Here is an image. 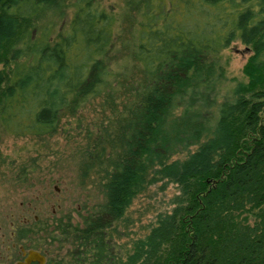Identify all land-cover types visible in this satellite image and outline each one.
Instances as JSON below:
<instances>
[{
    "label": "trees",
    "instance_id": "trees-1",
    "mask_svg": "<svg viewBox=\"0 0 264 264\" xmlns=\"http://www.w3.org/2000/svg\"><path fill=\"white\" fill-rule=\"evenodd\" d=\"M235 40L245 80L221 59ZM0 63L9 134L109 109L72 151L101 199L18 224L17 244L46 264H264V0H0ZM169 183L171 207L114 252L133 200Z\"/></svg>",
    "mask_w": 264,
    "mask_h": 264
},
{
    "label": "rangeland",
    "instance_id": "rangeland-1",
    "mask_svg": "<svg viewBox=\"0 0 264 264\" xmlns=\"http://www.w3.org/2000/svg\"><path fill=\"white\" fill-rule=\"evenodd\" d=\"M116 2L120 5L123 0ZM250 53L240 40L222 52L229 78L246 79L242 66ZM104 109L98 98L93 99L77 115L63 116L60 131L45 139L15 136L0 127V264H16L21 257L14 237L18 224L30 223L51 212L75 216L74 208L101 199L96 183L93 186L80 182V157L72 151L77 144L85 143L87 128L96 135V126L105 118ZM24 164L28 177L22 181ZM165 187L160 190L158 184L150 186L133 200L126 211L127 220L114 229L119 232L112 236L114 252L123 246L119 243L126 241L124 245H128L131 238L146 232L157 212L171 207L169 198L177 188L173 183Z\"/></svg>",
    "mask_w": 264,
    "mask_h": 264
},
{
    "label": "water",
    "instance_id": "water-1",
    "mask_svg": "<svg viewBox=\"0 0 264 264\" xmlns=\"http://www.w3.org/2000/svg\"><path fill=\"white\" fill-rule=\"evenodd\" d=\"M21 250L23 251V253H26V257L24 258V260L16 261V264H30L32 260L37 261L38 264H44L45 256L37 248L31 247L25 249L23 246H21Z\"/></svg>",
    "mask_w": 264,
    "mask_h": 264
},
{
    "label": "flooded vegetation",
    "instance_id": "flooded-vegetation-1",
    "mask_svg": "<svg viewBox=\"0 0 264 264\" xmlns=\"http://www.w3.org/2000/svg\"><path fill=\"white\" fill-rule=\"evenodd\" d=\"M21 246L22 245H19V248H20V253H21V257H20V259H18V260H24V258L26 257V253H23V251L21 250ZM25 249H28V248H25ZM42 254H44V256H45V262H44V264H46L47 263V255L43 252V251H41L40 249H38ZM17 260V261H18ZM24 264H26V263H24ZM30 264H38V262L37 261H35V260H32L31 262H30Z\"/></svg>",
    "mask_w": 264,
    "mask_h": 264
}]
</instances>
